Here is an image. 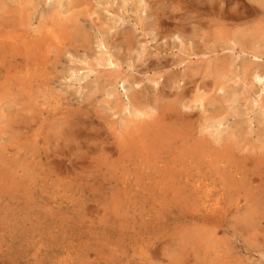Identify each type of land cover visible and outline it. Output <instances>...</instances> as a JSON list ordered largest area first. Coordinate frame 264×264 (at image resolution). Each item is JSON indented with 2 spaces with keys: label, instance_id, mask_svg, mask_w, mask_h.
<instances>
[{
  "label": "rangeland",
  "instance_id": "374dc122",
  "mask_svg": "<svg viewBox=\"0 0 264 264\" xmlns=\"http://www.w3.org/2000/svg\"><path fill=\"white\" fill-rule=\"evenodd\" d=\"M0 37V264H264V0H0Z\"/></svg>",
  "mask_w": 264,
  "mask_h": 264
},
{
  "label": "bare ground",
  "instance_id": "6f19581e",
  "mask_svg": "<svg viewBox=\"0 0 264 264\" xmlns=\"http://www.w3.org/2000/svg\"><path fill=\"white\" fill-rule=\"evenodd\" d=\"M59 2V1H58ZM86 2V1H85ZM120 6V5H119ZM218 6V5H217ZM65 8V7H64ZM114 10V9H113ZM161 13V12H160ZM76 17V16H75ZM4 18V17H3ZM79 19V18H78ZM5 22V21H4ZM3 23V22H2ZM7 23V22H6ZM85 23V22H84ZM74 24V23H73ZM22 26V25H21ZM74 26V25H73ZM72 26V27H73ZM74 28V27H73ZM58 32V31H57ZM169 32V31H168ZM12 34V33H11ZM12 36L13 35H11V41H12ZM118 37V36H117ZM1 38V37H0ZM7 38V37H6ZM16 38V37H15ZM18 38V37H17ZM3 40H5V39H3ZM2 40V41H3ZM8 40H10V39H8ZM18 40V39H17ZM35 40V39H34ZM1 41V42H2ZM7 41V40H6ZM85 41V40H84ZM5 42V41H4ZM4 42L2 43V45L4 44ZM9 43V42H8ZM14 44H16V43H14ZM36 44V43H35ZM6 45H7V43H6ZM36 46V45H35ZM51 46V45H50ZM4 48V47H3ZM8 48V47H7ZM14 51V50H13ZM253 56V55H252ZM9 66V65H8ZM259 76V75H258ZM50 83V82H49ZM173 83H175V82H173ZM18 89V88H17ZM13 90V89H12ZM11 90V91H12ZM15 91V90H14ZM187 91V90H186ZM180 92V91H179ZM185 92V91H184ZM163 93V92H162ZM19 94V93H18ZM167 94V93H166ZM161 96V95H160ZM17 98V97H16ZM148 102V101H147ZM167 104V103H166ZM222 108V107H221ZM34 117V116H33ZM27 121V120H26ZM190 121V120H189ZM14 122V121H13ZM16 122V121H15ZM13 124V123H12ZM55 127H56V125H55ZM10 128V127H9ZM185 128V127H184ZM179 130V129H178ZM182 130V129H181ZM26 132V131H25ZM46 134V133H45ZM192 136V135H191ZM31 137V136H30ZM171 137V136H170ZM28 138V137H27ZM45 138V137H44ZM24 139V138H23ZM76 139V138H75ZM48 140V139H47ZM32 142V141H31ZM86 142V141H85ZM52 144V143H51ZM234 144V143H233ZM159 145V144H158ZM171 145V144H170ZM197 145V144H196ZM4 146V145H3ZM209 146V145H208ZM105 147V146H104ZM171 147V146H170ZM176 147H177V145H176ZM233 148V147H232ZM234 149V148H233ZM209 150V149H208ZM175 151V150H174ZM178 151V150H177ZM228 153V152H227ZM163 155V154H162ZM191 155V154H190ZM254 155V154H253ZM240 156V155H239ZM245 156H247V155H245ZM179 159V158H178ZM230 159V158H229ZM21 160V159H20ZM25 160V159H24ZM23 160V161H24ZM239 160V159H238ZM244 161V160H243ZM251 161V160H250ZM186 162V161H185ZM172 168V167H171ZM188 168V167H187ZM221 170V169H220ZM37 172V171H36ZM188 172V171H187ZM15 179V178H14ZM148 182V181H147ZM15 186V185H14ZM167 186V185H166ZM172 189V188H171ZM174 189H176V188H174ZM243 189V188H242ZM175 194V193H174ZM225 209V208H224ZM242 209V208H241ZM213 218V217H212ZM224 219V218H223ZM216 224H218V223H216ZM220 225V224H219ZM263 232V231H262ZM208 245V244H207ZM207 255V254H206Z\"/></svg>",
  "mask_w": 264,
  "mask_h": 264
}]
</instances>
